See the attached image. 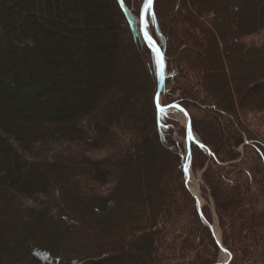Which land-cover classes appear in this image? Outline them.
<instances>
[{"label": "trees", "instance_id": "obj_1", "mask_svg": "<svg viewBox=\"0 0 264 264\" xmlns=\"http://www.w3.org/2000/svg\"><path fill=\"white\" fill-rule=\"evenodd\" d=\"M146 2L0 0V264L217 261L175 137L187 130L156 102ZM146 22L165 56L162 104L185 108L202 142L191 166L206 167L228 264H264L248 254L249 237L264 242V138L245 118L264 111V0H154ZM123 33L149 68L145 92L118 80Z\"/></svg>", "mask_w": 264, "mask_h": 264}, {"label": "rangeland", "instance_id": "obj_2", "mask_svg": "<svg viewBox=\"0 0 264 264\" xmlns=\"http://www.w3.org/2000/svg\"><path fill=\"white\" fill-rule=\"evenodd\" d=\"M145 28H146V31L152 36L149 25L147 24V22L145 23ZM254 37H257L256 39H259L260 41L264 40V34L255 35ZM121 39H122V44L124 46L125 51H124V55L121 57L122 63H123V69L120 70V72H118L119 73L118 74V77H119L118 80H122V79L124 80L128 76L135 77L134 80H135L136 84L140 86V89H142L143 92H145L147 90V89L145 90V88L149 87L150 73H149V68H148L147 64H145V60L142 57L143 55L141 54V49L136 47V46H131L129 37L125 33L121 34ZM247 39H249V37H247L246 40ZM218 73L219 72L217 69L211 71V77H209V80L212 83L217 82V76H219ZM179 75L183 76V75H185V72H183V71L179 72ZM186 77H182V78L180 77V79H178V81L176 80L175 86L178 87L177 85L181 86L182 83H185L188 80V76H186ZM159 79H160V77H159ZM173 84L174 83H170L168 86H172ZM119 85H120V87H122V84H119ZM127 85L131 86L132 83L129 82V84H127ZM164 88H165V85H164ZM178 88H177V90H178ZM163 93H164V89H163ZM163 93H162V95H163ZM179 93H180V91L176 92V95ZM257 101L258 100L256 98L249 97V99H247L246 102H247V104H255V103H257ZM248 108H250V110L245 111V112H247L245 118H246L247 123L249 124V127H250L249 129L252 132L259 133V134H256L258 137L260 136V137L264 138V111H260V108H254L253 109V106H250ZM167 114H169L172 118L177 120L181 127L187 126V119H186L184 112L179 111V110L177 112L169 111V112H167ZM175 137L179 142H183L185 149H187V139L186 138L183 139V137H181V135H179L178 129L175 131ZM195 138H196V136H195ZM237 150L240 153V158L236 161H233V162H238L240 159H243L244 154H245V143L241 144L237 148ZM106 154H107V152H105L103 150L99 151L97 153V155H99V156L106 155ZM186 156H187L188 162L186 164V167H185L186 170L185 171H187V168L189 166V160H190L187 152H186ZM188 169H189L188 170L189 173H187V172L185 173L188 188H189V190L190 189L193 190V192L190 190L192 194L195 193L198 196V198H200L201 203H202L201 209H203V207L205 206L209 210V212L211 213V216H212V224L215 227V230L217 228L219 235H220L221 239L223 240V229L220 226L219 217H218V214L216 212L215 205H214L212 196L210 194V191L208 190V187L205 185L204 180H203V173H204V170L206 169V167L205 168H199L196 170H193L192 168H188ZM196 200H197V198H196ZM249 240L251 241V243H250V247H251L250 251L251 252H248V254L253 255V254H255V252L257 250H259L260 253L262 254V256L264 257V242L261 241L260 244L256 245V243H255L253 245V243H252L253 239L251 237H249ZM229 257H230V255L228 252H226V251L224 252L221 250L218 253L217 261L214 264H218L220 262H223V261L227 260ZM246 262L249 263L248 258H246ZM114 263L115 264H123L122 260H119V259L116 260L115 262L111 261L108 264H114Z\"/></svg>", "mask_w": 264, "mask_h": 264}, {"label": "water", "instance_id": "obj_3", "mask_svg": "<svg viewBox=\"0 0 264 264\" xmlns=\"http://www.w3.org/2000/svg\"><path fill=\"white\" fill-rule=\"evenodd\" d=\"M153 3H154V0H152V5L151 7L153 6ZM148 11V10H147ZM147 11L143 10V14H142V31H143V34H144V37L146 39V41L153 47V50L156 51V53L158 54L159 56V60H160V79H159V85H158V91H157V94H156V102H157V105H158V109L159 111L161 112H169V111H173L176 109V111H182L184 112L185 116H186V119H187V149H188V154L190 155L191 154V144L193 142H196L200 145H202V143L199 141V139L195 138V133L193 132V129H192V124H191V117L188 113V111L183 108L181 105L179 104H170V105H162L161 104V99H162V93H163V89H164V85H165V74H166V62H165V56H164V53L161 49V47L156 43V41L154 40V38L146 31V28H145V21H146V14H147ZM187 173H189L188 169L186 171ZM191 190V189H190ZM193 192V190H191ZM194 196L197 198V206H198V209H199V213L201 215V217L203 218V220L210 226V228L212 229L213 233H214V236L220 246V249L222 251H226L229 253L230 257L223 261V262H220L218 264H227L230 260H231V253L227 250V248L224 246L223 244V241L220 237V235L218 236L216 230H215V227L213 226V224H209L205 217H204V214L202 212V203H201V200L200 198H198V196L193 193Z\"/></svg>", "mask_w": 264, "mask_h": 264}, {"label": "snow or ice", "instance_id": "obj_4", "mask_svg": "<svg viewBox=\"0 0 264 264\" xmlns=\"http://www.w3.org/2000/svg\"><path fill=\"white\" fill-rule=\"evenodd\" d=\"M152 0H147V3H145L144 8L147 11L149 8H151Z\"/></svg>", "mask_w": 264, "mask_h": 264}, {"label": "bare ground", "instance_id": "obj_5", "mask_svg": "<svg viewBox=\"0 0 264 264\" xmlns=\"http://www.w3.org/2000/svg\"><path fill=\"white\" fill-rule=\"evenodd\" d=\"M173 111H174V112H177L176 109L173 110ZM216 232H217V234H218V236H219V232H218L217 228H216Z\"/></svg>", "mask_w": 264, "mask_h": 264}]
</instances>
